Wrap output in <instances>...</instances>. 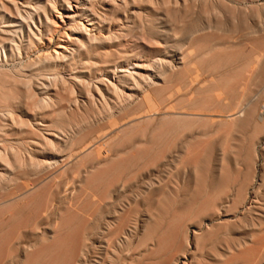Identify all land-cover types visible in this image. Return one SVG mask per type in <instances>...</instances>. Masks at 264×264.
I'll return each instance as SVG.
<instances>
[{
    "label": "rangeland",
    "instance_id": "obj_1",
    "mask_svg": "<svg viewBox=\"0 0 264 264\" xmlns=\"http://www.w3.org/2000/svg\"><path fill=\"white\" fill-rule=\"evenodd\" d=\"M11 1L0 264H264V0ZM84 16L88 53L65 35ZM58 43L82 55L60 67L59 106L34 117L53 89L34 63Z\"/></svg>",
    "mask_w": 264,
    "mask_h": 264
},
{
    "label": "bare ground",
    "instance_id": "obj_2",
    "mask_svg": "<svg viewBox=\"0 0 264 264\" xmlns=\"http://www.w3.org/2000/svg\"><path fill=\"white\" fill-rule=\"evenodd\" d=\"M16 1L17 0H12L11 3L14 5V7L17 9V6L15 5L16 4ZM114 2V1H113ZM68 4V7L62 9L61 10H58V8L55 6L54 7V13H56V18L58 20H60V22L63 24L65 23V20L64 19H70V16H71V13L73 12V9H72V4L71 2H67ZM79 4V3H78ZM77 4V5H78ZM116 4V2H115ZM82 5V4H81ZM75 9V8H74ZM76 10V9H75ZM75 13V12H74ZM46 19L48 20H51V22L54 24V25H58V22L55 21L51 16H48V14H46ZM84 19L86 21V23H88V25H86L85 21H81L79 23H76V24H73L76 20L75 19H71V23H72V26L71 28L73 29L71 32H72V36L68 35L67 33L65 34L66 36H68L69 38H72L73 37V41L78 45V47L82 48V50L84 51V53H88V45L86 43V40H85V36H83V32L87 34L88 36V40L91 39V32H92V29L95 28V25L93 24V21L92 19L89 18V16H84ZM67 21V20H66ZM53 25V26H54ZM67 26V25H66ZM22 27V26H20ZM68 28V27H67ZM58 29V28H57ZM56 29V30H57ZM62 29V28H61ZM66 30V29H65ZM32 31V30H31ZM67 31V30H66ZM58 32V31H57ZM60 33V32H59ZM58 33V34H59ZM56 36V35H55ZM62 37V36H61ZM55 38V37H54ZM60 38V37H59ZM51 40V39H50ZM118 40V38H117ZM119 41V40H118ZM51 42V41H50ZM63 42V41H61ZM41 44V43H40ZM56 49L58 50H61V51H58V50H54L53 53H48L47 55H40L38 56L36 62L34 63V65L36 66V69L33 70V72H37L39 73L40 76H43V77H48L47 79V82L51 84V86L53 87L52 91L48 90L46 95H44L42 98H38L37 101L34 102L31 110L33 112V116L36 117L40 114H43L49 110H53L55 108H57L59 106V103H60V99H59V92H60V89L58 88V83L59 82H63V84L66 83V81L64 79H61V73H60V67L61 66H69V68H72L74 66H76L77 64V60H76V56L73 55L74 52L78 53V56H81L82 55V52H79V51H76L77 48H74V52L72 53V56L71 55H68V50L70 49L69 45L67 44H61V43H58V45L56 46ZM106 52V51H105ZM104 53V52H103ZM32 54V53H31ZM40 53H38L39 55ZM107 55V54H106ZM35 56V55H34ZM36 57V56H35ZM30 59V58H29ZM32 59V58H31ZM27 61V60H26ZM64 62V64H63ZM18 65V64H17ZM21 65V64H20ZM12 66V65H11ZM30 66H27V68H30ZM6 68V67H5ZM133 72L135 73V69H132L130 72H129V76L128 77H131L135 84L138 85V82L136 80V78L134 77V74ZM63 75V74H62ZM66 76V74H65ZM70 76V75H69ZM68 76V77H69ZM73 76V75H72ZM74 77V76H73ZM20 78V77H18ZM29 78V76H28ZM44 80V79H43ZM149 80V79H148ZM122 82L126 83V80L125 79H122ZM70 84V83H69ZM84 87L86 88L87 90V94L88 96H90V99H92V101H94V97L93 95L91 94V90H90V86H89V83H84L83 84ZM113 85V94L116 96L114 97V99H123L125 98L126 96V92H125V89L117 84H112ZM32 86V85H31ZM68 86V85H67ZM72 86V85H71ZM29 88V87H28ZM54 90V93H51L53 92ZM71 95H75L76 94V90L75 89H72L70 91ZM77 95V94H76ZM100 100H101V105L103 106V108L105 110H108L110 109V102H109V97H107L106 95H102L100 97ZM245 108V107H244ZM244 110V109H243ZM48 114V113H47ZM0 115L2 116H8L10 118V120L13 122L15 121L14 119V115H15V112L12 111V110H2L0 111ZM152 115H155V114H152ZM238 115V114H237ZM195 116V115H194ZM236 116V115H235ZM112 116L109 115V118H111ZM234 117V116H233ZM231 118V117H230ZM34 128V127H32ZM56 128V127H55ZM32 130V129H31ZM54 136V134H53ZM104 140V139H103ZM209 140V139H208ZM212 140V139H211ZM102 141V140H101ZM207 142V141H206ZM100 143V142H99ZM98 144V143H97ZM107 147V146H106ZM193 154V153H192ZM56 156V155H55ZM0 158L1 159H7L6 156L4 155H0ZM77 159V158H76ZM35 162V161H33ZM42 165V164H41ZM58 165V161H54V162H51V163H47L46 164V167L47 169L48 168H51V167H55ZM45 166V165H44ZM43 170V169H42ZM49 170V169H48ZM62 170V168H61ZM58 175V174H57ZM56 175V176H57ZM59 176V175H58ZM57 184V183H55ZM57 187V185H55ZM58 190V189H57ZM57 192V191H56ZM51 195V194H50ZM48 200V199H47ZM46 204V203H45ZM2 205V204H1ZM47 207V206H45ZM99 208V207H98ZM96 210V209H95ZM8 211V210H7ZM10 211V209H9ZM4 212V211H3ZM95 213V211H94ZM76 215V214H75ZM92 217V216H91ZM125 223H128L127 221ZM161 223V222H160ZM128 225V224H127ZM126 225V226H127ZM154 225V224H153ZM183 225V224H182ZM181 225V227H182ZM125 226V227H126ZM124 228V227H123ZM114 229V228H113ZM186 229V227H185ZM111 230V229H110ZM195 230V229H194ZM183 231V230H181ZM186 231V230H185ZM203 231V230H202ZM111 232V231H109ZM120 233V232H119ZM147 233V232H146ZM198 233V232H197ZM196 233V235H197ZM116 235V234H115ZM149 238V237H148ZM13 239V238H12ZM115 239V238H114ZM47 246H50L49 244H47ZM109 246V244H108ZM29 247V246H28ZM192 249V248H191ZM40 251V250H39ZM127 251V250H126ZM144 251V250H143ZM41 252V251H40ZM130 252V251H129ZM122 255V253H121ZM7 257V256H6ZM5 257V259H6ZM122 257V256H121ZM260 258V257H258ZM33 259V258H32ZM181 261V259H180ZM257 261V260H256ZM46 262V261H45Z\"/></svg>",
    "mask_w": 264,
    "mask_h": 264
}]
</instances>
